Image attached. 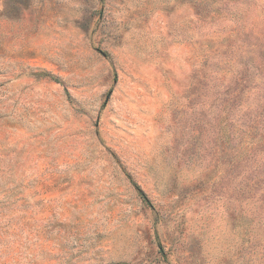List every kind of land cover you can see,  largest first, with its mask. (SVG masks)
<instances>
[{
	"label": "rangeland",
	"instance_id": "obj_1",
	"mask_svg": "<svg viewBox=\"0 0 264 264\" xmlns=\"http://www.w3.org/2000/svg\"><path fill=\"white\" fill-rule=\"evenodd\" d=\"M0 264H264V0H0Z\"/></svg>",
	"mask_w": 264,
	"mask_h": 264
}]
</instances>
